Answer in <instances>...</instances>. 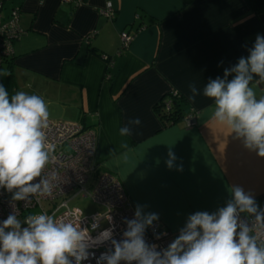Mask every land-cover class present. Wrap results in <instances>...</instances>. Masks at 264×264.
I'll list each match as a JSON object with an SVG mask.
<instances>
[{"label": "crops", "instance_id": "obj_1", "mask_svg": "<svg viewBox=\"0 0 264 264\" xmlns=\"http://www.w3.org/2000/svg\"><path fill=\"white\" fill-rule=\"evenodd\" d=\"M108 1L112 19L102 14ZM12 7L22 34L12 64H0L10 73L0 83L10 95L24 91L45 101L53 95L60 116L94 129V172L114 175L132 209L146 205L145 212L157 213L162 227L178 235L189 214L225 206L232 185L262 206L264 157L210 119L212 101L202 89L248 55L264 35V13H254L247 0H5L3 20ZM122 31L131 36L126 47ZM190 83L201 90L194 103ZM255 88L264 95V83ZM172 91L182 96L184 118L164 125L154 107ZM191 114L194 123L187 125ZM137 117L132 135L120 136Z\"/></svg>", "mask_w": 264, "mask_h": 264}, {"label": "clouds", "instance_id": "obj_2", "mask_svg": "<svg viewBox=\"0 0 264 264\" xmlns=\"http://www.w3.org/2000/svg\"><path fill=\"white\" fill-rule=\"evenodd\" d=\"M9 75L0 70V76ZM261 83L264 35L258 34L248 55L225 68L223 77L210 78L202 94L212 101L210 119L229 129L246 149L264 157V95L258 97L255 88ZM188 87V99L194 103L201 90L195 83ZM49 120V106L42 96L24 91L10 95L0 83V188L11 193L14 209L0 221V264H83L90 257L96 264H264V208L239 185L229 187L231 198L225 206L189 214L164 248L145 240L146 230L159 220L157 213L144 211L146 205H137L134 217L124 219L126 229L119 240L114 238V225L92 235L99 227V216L89 228L82 227V219L70 211L58 215L60 209H68L67 202L51 214L18 218L15 202L51 197L57 187V173L46 172L56 159V145L47 136ZM140 124L138 117L130 119L119 135L131 136ZM121 147L129 148L126 141ZM168 157L171 169L176 160L171 149ZM122 159L127 162V151ZM106 221L111 224L112 217ZM161 235L167 233L155 234L156 239ZM106 243L110 247L96 257L92 249Z\"/></svg>", "mask_w": 264, "mask_h": 264}, {"label": "built area", "instance_id": "obj_3", "mask_svg": "<svg viewBox=\"0 0 264 264\" xmlns=\"http://www.w3.org/2000/svg\"><path fill=\"white\" fill-rule=\"evenodd\" d=\"M5 0H0V64L7 55L13 53V42L20 37L22 30L19 27V11L13 9L7 20H3L2 8ZM102 14L107 19L114 17V11L111 2H107ZM122 46H127L131 40V36L122 31L120 33ZM186 124L192 125L194 123L193 114L188 115ZM47 136L51 142L56 145L54 155L55 161L50 163L46 168V172H56L58 175L57 187L54 188L51 197H34L30 203L26 204L24 201L15 202V211L18 218L26 217L30 209L39 205L42 199H54L73 189H78V192L83 196H90L92 200L105 209L103 212L95 211L90 214H83L82 210L78 207H68V209H60L58 215L66 211L78 215L82 219V227H91L94 218L99 216V227L92 232L95 236L99 231L115 226L114 238L119 240L122 238L123 230L126 229V224L123 223L124 219H132L135 210L132 209L127 203V196L120 181L109 172H102L97 176L91 191H88L85 184L89 180V173L95 171L93 158L96 152L97 139L94 129L88 128L77 122H53L49 120V128ZM67 202V200L63 201ZM62 203V202H61ZM59 204L51 212L56 211ZM264 208V197H262V206ZM79 209V212L76 210ZM14 211L11 204V193L5 189L0 188V221H3L7 216ZM108 216L112 217L111 224L106 221ZM26 226V225H23ZM167 233L161 235L156 239L155 234ZM171 234L166 231L159 221L154 222L152 227H149L145 232V240L152 244L159 245L160 248L166 247L172 240ZM110 247V243H106L98 248L92 249L95 256L106 251ZM159 250V249H158ZM83 264H96V259L90 257L89 260L84 261Z\"/></svg>", "mask_w": 264, "mask_h": 264}, {"label": "rangeland", "instance_id": "obj_4", "mask_svg": "<svg viewBox=\"0 0 264 264\" xmlns=\"http://www.w3.org/2000/svg\"><path fill=\"white\" fill-rule=\"evenodd\" d=\"M13 8L12 7L9 10V14L12 12ZM3 11V10H2ZM9 18V16H8ZM7 18V19H8ZM6 19V20H7ZM56 94V93H54ZM49 101L48 106H49V112H50V120L53 122H64V121H72L76 122V120H69L67 119L64 115L60 116V100L56 99L55 96L52 95V97L47 99ZM46 101V102H47ZM97 179V174L95 172H90L89 173V180L85 184V187L88 191H91L94 183L96 182ZM67 200V203L70 207H78L80 210H82V213L87 215L90 213H93L95 211L103 212L104 207L92 200L90 196H83L82 193L78 192V189H73L71 191H68L62 195H59L55 197L54 199H42L36 207L30 209V211L27 213L29 214H34V213H41L43 210L47 212H51L52 210L55 209V207L60 204L61 202ZM21 220L23 218L20 217ZM177 235L172 234L170 236V239L173 240Z\"/></svg>", "mask_w": 264, "mask_h": 264}, {"label": "trees", "instance_id": "obj_5", "mask_svg": "<svg viewBox=\"0 0 264 264\" xmlns=\"http://www.w3.org/2000/svg\"><path fill=\"white\" fill-rule=\"evenodd\" d=\"M67 1L74 2V3L81 2V0H67ZM183 1L187 4H189L193 0H183ZM247 1L250 5L251 10L254 13H256V14L264 13V0H247ZM139 28H141V26H138L137 29H139ZM18 39H16L13 42V46H14V43ZM94 52L97 53V51H94ZM99 55L103 56V54H100V53H99ZM103 57L105 58L106 61L110 62L111 57L108 54L106 56H103ZM13 58H14V52L7 55L6 57H4L1 62L2 63H8L11 65L13 62ZM108 70L109 69L107 68L106 71H108ZM181 101H182V96L178 93V91H172L169 94L164 95L155 104L154 109H155L156 113L158 114V116L160 117L161 122L164 125L173 124L176 121H178L179 119L184 118L183 110L181 107Z\"/></svg>", "mask_w": 264, "mask_h": 264}]
</instances>
